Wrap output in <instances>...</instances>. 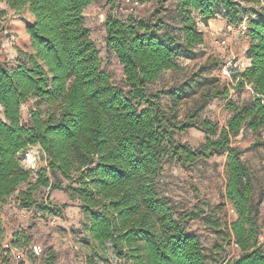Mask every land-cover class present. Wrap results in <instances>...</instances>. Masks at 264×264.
<instances>
[{"label":"trees","instance_id":"16d2710c","mask_svg":"<svg viewBox=\"0 0 264 264\" xmlns=\"http://www.w3.org/2000/svg\"><path fill=\"white\" fill-rule=\"evenodd\" d=\"M98 0H0V264H9L5 247L3 208L16 195L20 208L47 209L62 216L63 207L50 203L51 192H69L89 218L87 234L102 250H111L116 264H264L260 205L245 150L233 139L249 129H264V0L252 15L239 0H158L149 16L119 17L110 9L104 21L106 46L123 66L124 90L101 68L100 49L86 25L85 8ZM144 1V0H143ZM11 14H10V13ZM223 15L228 23L248 20L247 54L251 64L234 73L238 88L252 97L241 104L229 98V88H207L202 100H226L230 116L225 125L192 112L179 119L180 102L197 92L201 79L170 89L172 104L165 108L161 92L150 84L170 70H182L179 59H194L205 37L199 24L209 25ZM15 31L19 57L11 66L2 38ZM222 65V62L220 63ZM201 66L195 76L205 71ZM30 98L47 101L22 119ZM197 128L205 141L192 146L175 138ZM39 145L47 165L27 168L20 154ZM262 145L256 141L249 148ZM226 154V197L237 217L227 224L240 254L211 260L198 235L176 216L159 182L169 157L184 168ZM63 180L68 183L63 185ZM44 189L45 200L36 193ZM23 249L30 245L26 229L7 240ZM33 247V246H32ZM32 247L30 254L33 256ZM124 260V261H122Z\"/></svg>","mask_w":264,"mask_h":264},{"label":"rangeland","instance_id":"374dc122","mask_svg":"<svg viewBox=\"0 0 264 264\" xmlns=\"http://www.w3.org/2000/svg\"><path fill=\"white\" fill-rule=\"evenodd\" d=\"M144 1L149 4L137 10L135 15L138 17L149 16L158 7V0ZM239 1L246 8L248 15L261 11L259 5L247 4L246 0ZM120 2L122 0H98L96 29L101 28V24L104 23L101 12L110 11ZM173 3L174 0L169 1L166 7H172ZM6 8L4 3L0 4V10ZM5 17H0V23ZM226 20L223 15H219L216 21H210L208 26L200 23L199 27L204 33L205 41L198 46L197 56L194 59H179L182 70L167 71L160 80L150 84L151 91L161 92L160 100L165 108H169L172 104V98L168 94L170 89L185 81L201 79L203 84L197 92L180 102L178 107L180 120H184L192 112H197L200 120L208 117L222 126L225 125L230 116L226 108V100L220 97L202 100L201 93L207 88H218L220 91L229 88V98L238 104L252 97L246 88L228 86L227 80L220 72L223 64L231 61L233 53L239 55L242 52L243 44L247 41L245 38L228 34L224 30ZM8 33V36L3 37L1 42L9 64L14 66L19 57L15 44V31L11 29ZM223 36L227 37L225 45L220 43ZM94 38L100 49L101 68L110 75L116 85L127 90L123 66L114 52L107 48L104 35L95 30ZM203 65L206 67L205 71L195 76ZM38 106L44 112L54 108L47 101L30 98L22 106V119L28 121L30 110ZM0 111H2L1 106ZM175 138L192 146H199L205 141V134L197 128H190L178 132ZM256 141H261L262 145L249 148ZM233 145L245 150L242 158L252 171L254 195L256 198L259 196L264 198V129L262 136L249 129L242 131L233 139ZM19 156L22 163L33 170L47 165L39 145L31 146ZM226 159V154L214 155L207 160L199 161L190 168H184L172 158L167 157L164 160L159 182V189L162 194L168 196L176 216L189 230L198 235L208 258L217 262L223 261V258L232 259L238 254L233 253L232 237L227 228V224L234 220L237 214L230 212L231 203L226 197ZM67 183L63 180V185ZM35 196L39 202L45 200L44 189L38 191ZM48 202L62 206V216H55L49 210L38 207L35 209L20 208L16 204V195L10 198L3 208L5 242L17 231L25 229L31 236L30 245L26 247L25 264H116L117 258L112 251L102 250L98 243L87 234L86 226L89 218L79 202L69 198V192L55 190L51 192ZM259 222L260 240L263 242L264 251V201L260 205ZM34 244L42 246L41 255L30 254V248Z\"/></svg>","mask_w":264,"mask_h":264},{"label":"built area","instance_id":"2783aa9c","mask_svg":"<svg viewBox=\"0 0 264 264\" xmlns=\"http://www.w3.org/2000/svg\"><path fill=\"white\" fill-rule=\"evenodd\" d=\"M148 2L143 0H122L120 4L117 5L114 9H112L113 13L119 17H127L129 15H135L137 10L147 7ZM106 13L101 12V17L103 21L106 20ZM248 17L243 19V21L234 24V23H225L224 30L233 36H237L240 38H247L248 32ZM222 45L227 44V37L223 36L221 42ZM251 57L247 54V47L242 50L239 55H235L233 53V58L227 64H223L221 67L220 72H222V76L227 80L228 83L235 84L233 79V74L243 71L251 64ZM248 89H251L250 86H247ZM230 212L235 213V209L231 206ZM5 247L9 249V257L10 261L9 264H25L26 253L23 249H20L15 246H11L8 241L5 242ZM232 248L235 250H240V247L234 240H232ZM33 252L35 255L39 256L43 253L42 246L39 244H34Z\"/></svg>","mask_w":264,"mask_h":264},{"label":"crops","instance_id":"0c3cea01","mask_svg":"<svg viewBox=\"0 0 264 264\" xmlns=\"http://www.w3.org/2000/svg\"><path fill=\"white\" fill-rule=\"evenodd\" d=\"M97 8H98V1L92 3L87 8H85L84 14H85V18H86V25L89 28V30L91 32V36H92V38L94 40H95L94 34H95V30H96V32H101L104 35V41H105L106 33H107L106 32L105 23L101 24V28H99L101 30L96 29V26H95V21L97 19L96 18V10H97ZM211 21H216V19L215 20H211ZM105 43H106V41H105ZM247 46H248V41H245L244 44H243V47L246 48ZM240 252H241V250L233 249V253H238L236 256H238L240 254ZM236 256H234V257H236ZM234 257H232V258H234Z\"/></svg>","mask_w":264,"mask_h":264}]
</instances>
